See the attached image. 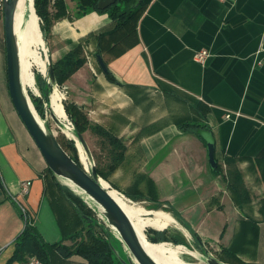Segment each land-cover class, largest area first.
<instances>
[{"label":"crops","instance_id":"obj_1","mask_svg":"<svg viewBox=\"0 0 264 264\" xmlns=\"http://www.w3.org/2000/svg\"><path fill=\"white\" fill-rule=\"evenodd\" d=\"M143 2L135 42L116 47L119 33H112L101 54L98 35L115 25L108 13L71 15L53 24L46 42L50 61L76 45L86 59L62 85V100L124 147L108 180L112 187L180 215L200 247L213 248L221 263L264 264V0ZM66 4L73 12L75 5ZM202 51L206 59L198 62ZM87 133L89 152L99 139ZM54 177L9 95L0 7V264H8L25 225L18 204L46 243L85 229ZM54 264L87 263L57 256Z\"/></svg>","mask_w":264,"mask_h":264},{"label":"trees","instance_id":"obj_2","mask_svg":"<svg viewBox=\"0 0 264 264\" xmlns=\"http://www.w3.org/2000/svg\"><path fill=\"white\" fill-rule=\"evenodd\" d=\"M70 1L75 3L76 9L75 15H73L71 18H80L91 12L108 13L110 19L115 24L113 31L100 33L98 35V41L101 39L102 43L99 42L98 46L100 47L97 54H101V50H104L103 46H105V40H107V37L111 36V34L115 32L119 33V36L114 40L115 46H120L122 43L132 40L133 43L135 42L132 37H135L136 23L145 7L143 0H118L113 6L106 10L97 9V4L100 0ZM34 9L35 13L41 20V33L43 35L44 41L46 42L50 37L53 24L57 20L69 16L68 7L65 0H34ZM120 52H123V50L121 49L114 51V54L117 55ZM85 60L83 46L76 45L63 58L55 63H51L55 85L62 86L74 72L84 65ZM105 76L110 82L114 81L109 72H107ZM39 85V88L42 90V92L51 91L47 84H45V86L47 85L46 91L44 89L45 87L43 88V84H40L39 82ZM64 111L69 120L74 124V132L76 137L80 136L83 139V133L90 131L99 139V148L102 149L103 153L108 154V156L106 155V158L108 157L107 159H109L107 163L108 168L111 172H113L123 158L125 149L122 144L104 128L90 124L84 112L78 109L73 103L65 101ZM184 127H186V125ZM69 137L71 136L68 135V138ZM57 140L62 148L70 155V157L76 163H78V165H80L75 154V147L73 143L69 142L65 138H57ZM94 168L98 176H101L102 173L100 172L99 168L97 166H94ZM52 176L54 175L52 174ZM55 185L62 193V196L70 204H72L73 207L76 208L77 213L83 218L85 229L82 228L74 234L64 238L61 243L49 244L41 238L32 224L25 222L21 234L11 244L14 250L8 261V264H11L12 262L25 261L30 257L38 258L42 264H54L55 258L57 256L62 259L78 256L87 264H114L112 257L113 253L108 241L109 238H107L109 235L103 228L101 229L95 226V223H93L94 221L89 218L87 212L88 207H85L80 197L74 194L67 186L62 183L55 182ZM173 216L182 225H185V222L182 218L175 215ZM89 219L91 221H89ZM157 234L160 233L157 232ZM194 237L198 241L197 236L194 235ZM163 238L164 236L160 234L156 238H151V240L157 242L165 240ZM67 242L70 244H67Z\"/></svg>","mask_w":264,"mask_h":264},{"label":"water","instance_id":"obj_3","mask_svg":"<svg viewBox=\"0 0 264 264\" xmlns=\"http://www.w3.org/2000/svg\"><path fill=\"white\" fill-rule=\"evenodd\" d=\"M118 0H100L97 4L98 10H106L113 6ZM19 0H2V13L4 25V37L6 47L7 82L9 95L14 109L28 131L30 137L39 149L47 169L59 180L64 179L80 189L96 205L99 214L104 218L107 226L117 233L119 240L123 243L129 253L127 260H123L118 253L110 246L120 264H157L148 254L142 244L141 238L134 228L131 220L112 197L109 187L102 185L94 165L90 172L82 161L76 163L70 155L62 148L54 133L41 125L32 110V103L22 83V68L19 55L18 39L15 34V16ZM101 71L106 74L107 68L100 55L96 56ZM49 83L48 88L52 90L55 85L51 61L48 59ZM34 109V108H33ZM52 118L58 125L54 114ZM88 159L90 154L82 137H77ZM208 159L212 169H216L214 159V147L207 145ZM88 219L87 217H85ZM89 221H91L89 219ZM207 264H223L216 258L208 256Z\"/></svg>","mask_w":264,"mask_h":264},{"label":"bare ground","instance_id":"obj_4","mask_svg":"<svg viewBox=\"0 0 264 264\" xmlns=\"http://www.w3.org/2000/svg\"><path fill=\"white\" fill-rule=\"evenodd\" d=\"M40 31L38 17L36 16L33 7V0H19L15 16V34L18 39L19 55L22 68V83L25 89L30 88L34 83V74L32 71L33 67L36 66L39 69V72L42 74L46 73V61H44L45 59L43 60L41 57V51L45 52L46 47L44 46V41ZM50 107L55 118L63 123V130L71 136L69 138L76 141L78 144L80 159L86 167L87 157L84 153V149L80 143H78L74 130L69 125L63 106L59 103L57 94L55 92L51 94ZM32 110L40 124L45 126V122H43L37 116L33 107ZM61 181L74 194L83 199L87 205H90L92 209H94L99 214L96 205L87 195H85L80 189L67 180L61 179ZM101 183L104 187L108 188V184L106 182L101 180ZM109 191L112 197L116 200L128 218L131 220L134 228L141 238L143 246L157 264H189L182 261L181 255L189 254L192 257L195 255H193L194 253H190L185 247H168L164 244H151L147 242L145 236L142 235V232L146 231L147 229L163 231L170 225H177L175 220L169 214L161 211L148 212L141 207H136L135 205L130 204V202H128L123 196H120L116 191ZM99 216L103 221H105L100 214ZM114 233L117 235L115 231ZM194 259L196 258L194 257Z\"/></svg>","mask_w":264,"mask_h":264},{"label":"rangeland","instance_id":"obj_5","mask_svg":"<svg viewBox=\"0 0 264 264\" xmlns=\"http://www.w3.org/2000/svg\"><path fill=\"white\" fill-rule=\"evenodd\" d=\"M65 1L70 4L71 8L74 7L73 5H75V4H73L72 1H70V0H65ZM33 7H34V0H33ZM34 11H35V9H34ZM75 13H76V9H74L73 12H69V16L75 15ZM36 16H37V14H36ZM38 24H39V28L41 30V20L39 17H38ZM40 32H42V31H40ZM41 35H42V33H41ZM42 39L44 41L43 35H42ZM44 46L46 47V50H45V52L41 51V57L43 60L45 59L44 61H46V73L42 74L39 72V69L36 66L33 67L32 71L34 74V83L30 88H26V91H27V94L30 98V101L32 103V106H33L34 111L36 112L37 116L43 122H45L44 123V125L46 124L45 127L48 130H50L52 133H54L58 139H64L65 138L69 142L73 143V145L75 147L74 148L75 154H76L77 160L79 162V160L81 161V159H80L78 144L76 143V141L67 137V135H69V134L66 133L63 130L62 126L58 125L51 116L52 111H51V107H50V97H51V94L53 92H55L57 94V98H58L59 103L61 105L63 103V106H64V101L62 100V96L60 95L61 91H62L60 89L62 88V86L56 85V86L52 87L51 91H48V92H42V90H40V88H39V86H40L39 82H40V84H43V88L45 87L44 89L46 91V86L49 83V80H48V64H49L48 59L50 60V53H49L48 44L46 43V41H44ZM45 84H47V85L45 86ZM65 98H66V96H65ZM68 120H69V118H68ZM58 121H60V120H58ZM60 123H61V121H60ZM70 123H72V122L70 121ZM72 125L74 128L73 123H72ZM87 132L83 133L84 140H85V138L87 139V136H88ZM78 143H80V142L78 141ZM101 151H102V149H100L99 147L89 148V152L91 153L90 157H92V158L88 159V158H86L87 156L85 157L86 163H87L86 168L89 172L91 170L92 165L97 166L99 168L100 172L102 173V175L99 176L100 180H102L108 184L109 190L116 191L120 196H123L128 202H130V204L135 205L136 207H141L148 212L161 211V212L167 213L177 223V225H175V224L170 225L169 227H167L163 231H154L151 229H147L146 231L142 232V235L145 236V239L147 240V242H149L151 244H164L168 247H170L169 245H171L173 247H176V246L185 247L190 253H192V254L194 253L193 255H195L194 257L196 258V259H194V257H192L189 254H182L181 255L182 261L189 263V264H207L206 258L208 256H212V257H214L220 261L221 256L217 252H215L213 248L200 247V245H199L198 241H196L194 235H192L188 231V229H186V225H182L173 216V213L171 212V210L169 208H167V207H152L148 204H145L144 201H141V199H138L136 197H128V195H126L125 193L120 192L118 189H115L114 187H112V185H110V183L108 182V180L110 179V177L112 175V172L109 170L108 164H107L109 159H107L108 157L106 158L103 155L105 153H103V151L102 152ZM85 155H86V153H85ZM107 156H108V154H107ZM58 181H60V183L63 184V182L61 180H58ZM82 201H83L85 207H88L87 212H88L89 218L92 221H94L93 223H95V226L99 227L101 229L103 228L106 231V233L109 235V237H107V238H109L108 241H109L110 246L118 253V256L120 258H122L123 260H127L129 253L126 250L123 243L119 240L118 236L114 233V231L112 229H110L107 226L106 222L102 220V218L99 216V214L94 209H92V207L90 205H87L83 199H82ZM175 216H178V215H175ZM179 217H180V215H179ZM180 218H182V217H180ZM182 219H184V218H182ZM184 221H185V219H184ZM157 232L162 234L164 236L163 239H165V240L157 241V242L152 241L151 238H156L158 235H160V234H157ZM112 257L114 260V264H120L119 260L117 259L116 255H114V253L112 254Z\"/></svg>","mask_w":264,"mask_h":264},{"label":"built area","instance_id":"obj_6","mask_svg":"<svg viewBox=\"0 0 264 264\" xmlns=\"http://www.w3.org/2000/svg\"><path fill=\"white\" fill-rule=\"evenodd\" d=\"M0 7H2V0H0ZM206 56H207V53L205 51H202V52H199V53H197L195 55V59L198 62H203L206 59ZM64 99H65V96H64ZM68 122H69V125L74 130L72 123H70L69 120H68ZM61 124L63 125V123H61ZM27 192H28V183L23 182L21 184V194L25 195V194H27ZM11 200L13 202H15V203H18V201L16 200V198H12ZM18 208L20 210V213L23 216L24 223L27 222L28 220H27V215H26V209H25V207H23L22 205L18 204ZM2 251H3V248L0 247V254L2 253ZM27 264H42V262L38 258H36V257H30L28 259V261H27Z\"/></svg>","mask_w":264,"mask_h":264}]
</instances>
